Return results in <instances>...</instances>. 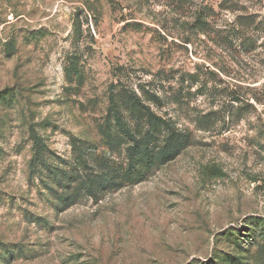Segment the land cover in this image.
<instances>
[{"label":"rangeland","instance_id":"374dc122","mask_svg":"<svg viewBox=\"0 0 264 264\" xmlns=\"http://www.w3.org/2000/svg\"><path fill=\"white\" fill-rule=\"evenodd\" d=\"M117 87L156 95L184 148L141 184L62 204L31 175V137L61 167L72 138L99 147L88 173L122 163L99 131ZM0 92V264H258L264 0H0Z\"/></svg>","mask_w":264,"mask_h":264},{"label":"trees","instance_id":"16d2710c","mask_svg":"<svg viewBox=\"0 0 264 264\" xmlns=\"http://www.w3.org/2000/svg\"><path fill=\"white\" fill-rule=\"evenodd\" d=\"M80 15L81 12L75 15L73 24V41L78 50L85 38ZM81 62L82 56L78 53L69 56L65 72L70 84L84 83ZM11 96L9 92H0L1 101H8ZM159 100L146 89H141V94L120 87L110 90L107 115L99 131L102 143L110 153L125 154L122 163L105 158L100 164L102 170L99 173H88L87 161L95 155V150L99 147L91 142L72 138L75 168L71 167L72 163H64L65 167H61V164L54 162L52 152L44 139L33 134L31 175L39 181L43 189L51 192L55 191L54 186L67 189L65 195L58 197L62 204L78 200L83 193L97 198L107 190L118 191L147 181L156 169L172 162L181 154L188 138L176 129L170 119L155 111L153 104ZM78 166L80 167L76 168ZM258 222L255 227L260 228ZM260 222L263 223L261 226L264 230V220ZM254 237H261L264 241V231L259 230L257 234L254 233ZM263 258L264 245L258 250V264Z\"/></svg>","mask_w":264,"mask_h":264}]
</instances>
